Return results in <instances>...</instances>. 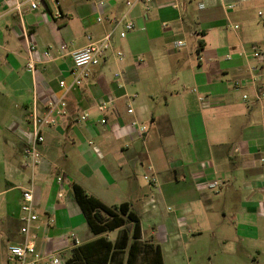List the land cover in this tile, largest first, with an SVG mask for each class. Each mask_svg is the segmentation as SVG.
<instances>
[{"label":"crops","instance_id":"1","mask_svg":"<svg viewBox=\"0 0 264 264\" xmlns=\"http://www.w3.org/2000/svg\"><path fill=\"white\" fill-rule=\"evenodd\" d=\"M30 1L0 0V264H9V246L23 241L27 190L41 251L70 264L76 248L98 237L73 184L109 207L128 203L142 239L144 218L159 221L165 202L175 206L165 232L155 223L146 237L161 246L165 264L166 249L180 254L192 244L208 246L209 264H264V0H156L149 12L117 0H105V8L96 0H38L35 10ZM126 14L136 29L120 38L116 22ZM115 28L113 49L74 86L71 53ZM177 41L185 46L176 48ZM64 95L66 113L44 129L42 162L34 166L24 154L30 114L47 112ZM111 100L102 114L100 103ZM84 114L88 120L80 121ZM151 166L158 183L146 188L137 172ZM213 181L220 186L210 188ZM119 231L103 236L115 241Z\"/></svg>","mask_w":264,"mask_h":264},{"label":"built area","instance_id":"2","mask_svg":"<svg viewBox=\"0 0 264 264\" xmlns=\"http://www.w3.org/2000/svg\"><path fill=\"white\" fill-rule=\"evenodd\" d=\"M10 1V0H8ZM97 5L100 8L107 7V2L105 0H96ZM124 1L129 10L135 8L136 6H141L146 12L151 11L155 4L156 0H117ZM59 5V2H57ZM16 9L18 11L22 10V4L16 3ZM31 9L35 10L40 7V2L38 0L30 1ZM176 9H180L178 4H175ZM60 12L57 13V18H62ZM99 22L103 21V18H99ZM122 26L123 29L120 31V38H126L127 34L136 29V24L128 18V14L124 15L116 22V28ZM116 28L107 33L104 37L99 40H93L90 36L88 37V43L83 48L73 51L71 53L73 59V85L80 87L84 82H86L91 77V68L99 66L107 57L109 51L113 49V36L116 31ZM238 28V26H236ZM176 48H181L185 46L184 41L175 42ZM36 46L33 45L30 48V51L33 53L36 51ZM67 49L66 45L60 47V51H65ZM253 54L256 58L262 56L259 48L253 49ZM44 55L48 58L52 57L50 51H44ZM117 56L120 60H123L124 54L121 50H117ZM28 68L32 71L35 70V60L32 59ZM238 84V83H237ZM60 86L64 90H68V85L65 81L60 82ZM207 98L200 96L199 100L201 102H206ZM249 96L244 95V100H248ZM258 99H264V85L261 87ZM113 101H103L99 105V111L104 114L109 107L113 106ZM68 104L65 99V95L62 96L57 101H50L48 103L49 110L41 114L37 108H35L30 114V124L32 127V140L24 149V154L31 160V163L36 166L42 162V154L40 151V146L45 141L44 129L48 126H55L58 124V117L65 115ZM130 114L134 113V110L130 108L128 110ZM89 118V114H84L80 117V121H86ZM102 124H106L107 121L105 118L101 119ZM134 125H138L137 122ZM140 134H144L146 129L144 127H138ZM264 161V160H263ZM154 172V168L151 166L149 168ZM145 180L151 184H157L158 178L156 174L152 177L148 175L145 176ZM64 183V176L58 177V184L62 185ZM220 186L219 181H213L210 184V188L216 189ZM61 196V195H60ZM21 234L23 236V241L20 244H11L8 247V263L9 264H62L60 255L57 253H46L41 251L38 248V236L34 229L38 228L36 224L39 222V215L36 211L34 205V193L32 190H27L23 192L22 195V206H21ZM49 225L52 224V220L47 222ZM47 224V225H48ZM75 243L79 244L80 241L75 239Z\"/></svg>","mask_w":264,"mask_h":264},{"label":"trees","instance_id":"3","mask_svg":"<svg viewBox=\"0 0 264 264\" xmlns=\"http://www.w3.org/2000/svg\"><path fill=\"white\" fill-rule=\"evenodd\" d=\"M204 49L200 42L198 53ZM80 205L96 239L74 250L70 264H165L162 248L152 240L143 242L141 220L128 203L109 207L90 195L79 184H73ZM121 230L115 241L103 234Z\"/></svg>","mask_w":264,"mask_h":264},{"label":"rangeland","instance_id":"4","mask_svg":"<svg viewBox=\"0 0 264 264\" xmlns=\"http://www.w3.org/2000/svg\"><path fill=\"white\" fill-rule=\"evenodd\" d=\"M156 174V172L151 171L148 167L146 169L144 168H139L137 175H138V180L141 183L142 186L146 188L151 187V183L145 180V176L148 175L149 177H152ZM154 184V183H152ZM161 185H158V189H161ZM162 207V206H161ZM164 207V208H163ZM163 207L161 209V213L163 214L162 217L160 218L159 221L156 222H149L147 219L144 218L143 220V229L144 233L149 235L152 231L151 228H153L157 224V227L160 229L162 226L163 232L168 228L169 223L167 221L168 217H172L175 215L176 212V207L172 206L171 203L165 202L163 204ZM170 207V208H169ZM156 227V229H157ZM121 231H119L120 234ZM163 234V233H162ZM116 236H113V238ZM143 239V242H147V238ZM182 253L180 254H175L173 250L171 249H166V261L167 264H209L211 256L207 253L209 251L208 246H204L203 248H197L195 245H190L188 247L187 252H184L183 250H180ZM207 253V256H203L201 253Z\"/></svg>","mask_w":264,"mask_h":264}]
</instances>
